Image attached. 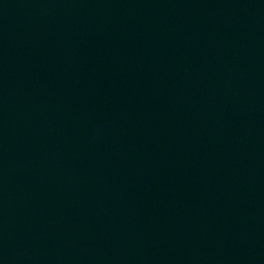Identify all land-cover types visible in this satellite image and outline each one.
Segmentation results:
<instances>
[{
    "label": "water",
    "instance_id": "1",
    "mask_svg": "<svg viewBox=\"0 0 264 264\" xmlns=\"http://www.w3.org/2000/svg\"><path fill=\"white\" fill-rule=\"evenodd\" d=\"M0 264H264V0H0Z\"/></svg>",
    "mask_w": 264,
    "mask_h": 264
}]
</instances>
